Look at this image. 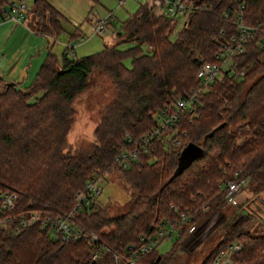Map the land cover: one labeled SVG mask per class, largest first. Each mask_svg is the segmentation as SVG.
<instances>
[{"label":"trees","instance_id":"trees-1","mask_svg":"<svg viewBox=\"0 0 264 264\" xmlns=\"http://www.w3.org/2000/svg\"><path fill=\"white\" fill-rule=\"evenodd\" d=\"M9 1L0 0V17ZM193 1L206 8L189 13L174 39L169 36L176 20L154 12L146 2L122 23L133 47L122 51L110 46L71 57L68 41L59 58L48 51L28 86L0 75V191L17 193L11 216L29 210L42 216L69 212L76 192L109 171L118 172L132 191L114 213L100 206L97 196L75 214L99 240L88 234L62 240L40 223L16 234L0 227V264H116L112 252L124 255L129 245L141 243L140 236L148 238L165 223L178 232L170 250L159 253L156 245L135 264H168L181 244L200 232L205 214L226 217L224 183L235 172L264 189V49L256 37L232 56L234 69L243 75L213 81L181 113L179 146L154 138L137 160L126 166L116 162L122 150L133 147L126 133L134 138L146 133L159 109L198 87L199 65L214 61L220 43L237 33L235 14L246 25L264 27V0ZM32 4L36 33L58 35L63 29L60 12L48 0ZM126 56L130 68L123 64ZM95 69L108 77L114 97L100 109L92 140L72 147L67 134L75 119L73 104ZM190 142L202 153L175 173L179 154ZM182 213L196 224L194 233L187 232ZM251 217L249 213L230 225L200 264H209L235 240L241 248L234 260L264 264V233L252 228Z\"/></svg>","mask_w":264,"mask_h":264},{"label":"rangeland","instance_id":"rangeland-1","mask_svg":"<svg viewBox=\"0 0 264 264\" xmlns=\"http://www.w3.org/2000/svg\"><path fill=\"white\" fill-rule=\"evenodd\" d=\"M48 2L62 16L63 29L56 36L36 33V16L31 0L28 1L27 14L22 23L10 19L0 21V75L5 79H11L16 75L22 82L19 83L21 87L28 86L33 81L35 71H32L36 62L39 69L49 50L59 58L68 41L73 46L69 50L72 52L71 57L86 56L110 46H116L122 51L133 47L135 43L126 39L122 23L135 13L140 4L149 0H125L123 5H118V0H48ZM109 12L112 13L110 22L101 33L93 34L95 20L105 17ZM184 20H176L169 36L171 39H174L182 28ZM73 33H77L75 39L71 37ZM81 37L83 40L79 41ZM142 50L148 52L147 46L143 45ZM123 64L130 68L131 57L126 56ZM27 75L29 78L26 79ZM113 97L114 89L108 77L96 69L93 70L85 91L73 104L76 113L67 134V144L76 147L92 140V130L99 121L100 109ZM97 179L100 188L97 203L105 206L108 213H114L132 197L131 188L118 177V172H105ZM236 197L240 206L224 205L222 210L226 214L225 218L218 212L213 215L211 212L205 214L203 223L200 222L202 223L200 232L182 243L168 264H200L221 239L222 233L249 213L252 215V228L258 233H264V224L260 217L264 212V189H259L254 182L246 179L244 187ZM242 206L245 212L241 211ZM244 206L250 210H246ZM177 236L176 231L165 235L157 244L158 252H168Z\"/></svg>","mask_w":264,"mask_h":264},{"label":"built area","instance_id":"built-area-1","mask_svg":"<svg viewBox=\"0 0 264 264\" xmlns=\"http://www.w3.org/2000/svg\"><path fill=\"white\" fill-rule=\"evenodd\" d=\"M29 0H10L6 9H3L0 21L10 19L16 23H22L26 17ZM238 1V0H236ZM33 2V0H31ZM125 0H118V5H123ZM153 11L172 19H186L188 14L205 9L204 5H199L193 0H149ZM243 7L241 4L240 8ZM225 19L229 13H223ZM234 26L237 33L233 34L225 42H221L219 49L214 56V61L202 62L197 71L196 77L198 79V87L191 89L189 92L176 97L170 103L164 105L157 111L154 116L155 124L147 130L146 133L134 138L129 134H125L126 141L133 145L131 149L122 150L116 157V162L121 166H126L128 161L137 160L140 152H147L154 138L164 137L168 144L179 146L181 144L178 136L176 124L180 119L182 112L192 108L197 102L199 95L203 94L213 81L222 79L225 75L227 77L240 78L243 71L236 70L233 67L232 56L236 52H241L245 44L257 38V43L260 48L264 49V27L246 25L241 21V16L235 14ZM112 13L109 12L103 18H97L93 23V34H99L104 27L110 22ZM83 38H79L82 41ZM77 43V42H76ZM75 43V44H76ZM69 47H73L69 45ZM69 56L72 52L68 53ZM238 172L234 173V177L224 183V204L230 206H240L237 200V194L244 187V178L239 177ZM100 194L98 179L90 180L86 183L83 190L77 191L74 196V207L69 212H61L57 215H40L35 210H29L26 213L18 216H11L10 211L16 208L17 193L11 191H0V227L7 230L10 234L18 233L21 228L31 224L40 223L52 232L53 235L62 240L80 239L85 234L92 237L93 240H99L98 236L89 231L80 222L75 220V214L78 213L83 206L89 205ZM250 210L249 207H245ZM245 212L243 206L240 208ZM181 220L188 225L187 232L192 234L196 231L197 226L191 223L185 214L180 215ZM264 224V212L260 215ZM175 231L172 224H161L159 229L145 238L140 236V244H131L128 246L124 255L112 252L116 264H135L139 257L145 252L154 248L158 242L165 236L170 235ZM241 248V243L237 240L228 243L211 259L209 264H246L245 262L234 260L233 255ZM96 253L93 254V257Z\"/></svg>","mask_w":264,"mask_h":264},{"label":"water","instance_id":"water-1","mask_svg":"<svg viewBox=\"0 0 264 264\" xmlns=\"http://www.w3.org/2000/svg\"><path fill=\"white\" fill-rule=\"evenodd\" d=\"M11 83L12 82H8V84ZM201 153L202 148L199 145L192 142L186 144L179 154L178 166L175 173H178L184 165L188 164L193 158L200 155Z\"/></svg>","mask_w":264,"mask_h":264},{"label":"crops","instance_id":"crops-1","mask_svg":"<svg viewBox=\"0 0 264 264\" xmlns=\"http://www.w3.org/2000/svg\"><path fill=\"white\" fill-rule=\"evenodd\" d=\"M37 64H38V62H36L35 65L33 66V71H32V72L35 71V72L33 73V76H34V74H35V73L37 72V70H38V66H39V65H37ZM30 67H32V66L30 65ZM1 76H2V75H1ZM2 77H3V76H2ZM3 78H4V77H3ZM8 78H10V77H8ZM27 78H29V75L26 76V79H27ZM4 79H5V78H4ZM6 80H12V81H15V82H17L18 84H19V83H22L21 80L19 79V77H17L16 75H13V77H11V79H6ZM24 83H26V82H24ZM24 83H23V85H24ZM25 86H26V85H25Z\"/></svg>","mask_w":264,"mask_h":264}]
</instances>
